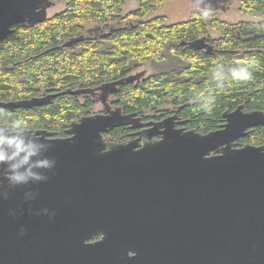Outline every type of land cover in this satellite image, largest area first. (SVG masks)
I'll return each instance as SVG.
<instances>
[{
    "label": "water",
    "instance_id": "obj_1",
    "mask_svg": "<svg viewBox=\"0 0 264 264\" xmlns=\"http://www.w3.org/2000/svg\"><path fill=\"white\" fill-rule=\"evenodd\" d=\"M224 1L205 0L211 10ZM54 2L0 0V41L17 24L46 20ZM189 44L212 49L206 37ZM138 75L0 100V109L32 108L100 91L103 105L64 137L0 124V134L34 143L33 162L48 161L32 169L40 179L19 184L0 165V264H264V145L237 144L264 125V111L226 110L207 133L178 127L179 109L144 121L109 100ZM127 125L137 129L128 141L107 137Z\"/></svg>",
    "mask_w": 264,
    "mask_h": 264
},
{
    "label": "trees",
    "instance_id": "obj_2",
    "mask_svg": "<svg viewBox=\"0 0 264 264\" xmlns=\"http://www.w3.org/2000/svg\"><path fill=\"white\" fill-rule=\"evenodd\" d=\"M54 1H64L65 9L42 22L17 24L1 42V100L98 87L135 75L150 63L160 70L138 75L112 94L125 113L158 120L172 106L180 109L189 129L207 133L223 123L226 110L243 104L264 111V0H240L239 10L249 19L235 23L214 13L205 17L201 9L174 23L149 16L169 0H139L128 13L123 12L127 0ZM201 37L211 50L189 44ZM237 62L247 67L249 79H232L229 70ZM98 100L99 94H63L32 108H3L0 124L11 130L47 129L64 137L73 120L92 114ZM14 122L19 126L13 127ZM132 132L130 126H118L107 136L124 142ZM247 143L264 145V125L237 141L238 146Z\"/></svg>",
    "mask_w": 264,
    "mask_h": 264
},
{
    "label": "rangeland",
    "instance_id": "obj_3",
    "mask_svg": "<svg viewBox=\"0 0 264 264\" xmlns=\"http://www.w3.org/2000/svg\"><path fill=\"white\" fill-rule=\"evenodd\" d=\"M225 8H218L216 10H211L209 14H216V16L222 20H227L230 22H238L243 19H249V16L242 13L239 10L240 0H227L223 2ZM64 1H55L53 6L48 10L49 16L55 15L56 13L65 9ZM139 6V0H127L123 6V12L128 13ZM202 7L198 5L196 0H169L163 4L160 8L152 11L149 16H163L167 23H174L179 21L188 20L192 13L196 10H200ZM213 36H216L214 32H211ZM171 66L169 65L168 69ZM160 70V68L152 66L150 63H147L141 66L139 69L135 70L133 73L141 75V77H147ZM114 98L110 97V101L113 102ZM115 105V104H114ZM172 109L173 107L170 106ZM103 110L102 103L98 100L96 105L93 108V112H101ZM154 112L149 113V115H154ZM108 137V136H107ZM109 138V137H108ZM129 140V139H128ZM126 140V141H128Z\"/></svg>",
    "mask_w": 264,
    "mask_h": 264
},
{
    "label": "clouds",
    "instance_id": "obj_4",
    "mask_svg": "<svg viewBox=\"0 0 264 264\" xmlns=\"http://www.w3.org/2000/svg\"><path fill=\"white\" fill-rule=\"evenodd\" d=\"M200 3L204 4V7L201 9L202 15L205 17L208 16L211 11V5L206 3L205 0H200ZM237 65V67L229 70L232 79L237 81L249 79L251 74L247 67L239 66V62H237ZM216 78L218 80L222 79L221 74L217 73ZM217 86L222 87L223 85L220 83ZM18 126V123L14 122L13 127ZM4 145H7V148H5ZM9 149H11V153H9ZM37 154L35 145L32 141H29L26 144L24 138L19 136H4L0 134V165H8L11 183H26L29 178H41L36 175L32 169L48 166V161L33 162L31 158ZM22 168L24 169L23 171H21ZM44 212L47 214V209H45Z\"/></svg>",
    "mask_w": 264,
    "mask_h": 264
},
{
    "label": "flooded vegetation",
    "instance_id": "obj_5",
    "mask_svg": "<svg viewBox=\"0 0 264 264\" xmlns=\"http://www.w3.org/2000/svg\"><path fill=\"white\" fill-rule=\"evenodd\" d=\"M55 3V2H54ZM16 26V25H15ZM14 26V27H15ZM7 38V37H6ZM5 38V39H6ZM5 39H3V40H5ZM3 40H1L0 41V47H1V42L3 41ZM45 93H49V92H45ZM44 92H42V94L41 95H43V94H45ZM100 93V91L98 92V93H95V94H99ZM41 95H37V96H41ZM111 96H112V94H111ZM110 96V97H111ZM32 97H34V96H32ZM110 97H109V100H110ZM23 99V98H22ZM1 100V99H0ZM9 100H13V99H9ZM9 100H3V101H9ZM15 100V99H14ZM100 102H101V100H99ZM51 102V101H50ZM49 103V102H48ZM112 104H114L113 102H112ZM175 109H179V108H172L171 109V113H169V114H167V115H165L164 117H162L161 119H158V120H156V121H159V120H162V119H164V118H166V117H168V116H170V115H173L174 114V112H175ZM180 110V109H179ZM178 114H179V112H178ZM179 116H180V119L181 120H185V119H183L182 117H181V115L179 114ZM143 120L144 121H151V120H154V119H145L144 117H143ZM223 120H224V118H223ZM186 121V120H185ZM224 122V121H223ZM128 126V125H127ZM177 126L178 127H186L187 129H189L188 127H187V125H186V122L185 123H181V124H177ZM220 127V126H219ZM8 128V127H7ZM133 129V132H132V134L133 133H135L136 131H137V129H135V128H132ZM11 130V129H10ZM19 130H22V129H19ZM37 130H40V129H37ZM47 130V129H46ZM11 131H17V130H11ZM48 131H50V130H48ZM55 136H56V134H55ZM132 138L134 137V134L131 136ZM100 239V237H94L93 239H92V241H96V240H99Z\"/></svg>",
    "mask_w": 264,
    "mask_h": 264
}]
</instances>
